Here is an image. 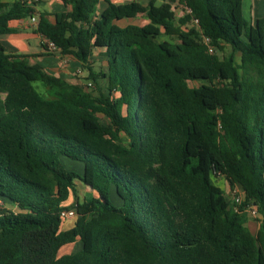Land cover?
<instances>
[{
  "label": "trees",
  "instance_id": "1",
  "mask_svg": "<svg viewBox=\"0 0 264 264\" xmlns=\"http://www.w3.org/2000/svg\"><path fill=\"white\" fill-rule=\"evenodd\" d=\"M62 2L70 10L53 23L41 12L36 31L94 88L0 44V264H264V16L249 24L244 0ZM36 14L0 0V35ZM140 15L153 32L121 25ZM216 177L243 191L237 211Z\"/></svg>",
  "mask_w": 264,
  "mask_h": 264
},
{
  "label": "crops",
  "instance_id": "2",
  "mask_svg": "<svg viewBox=\"0 0 264 264\" xmlns=\"http://www.w3.org/2000/svg\"><path fill=\"white\" fill-rule=\"evenodd\" d=\"M5 2H13L14 0H3ZM114 3L122 4L125 0H112ZM104 8V4L100 5ZM253 7V6H252ZM70 10L62 0H40L37 7V23L41 12L47 13V19L50 22L55 21V14ZM258 16L260 13H258ZM257 20V18H256ZM10 27L15 30L14 33L0 35V44L9 52L16 54H24L30 56L32 64L43 67L47 72L63 78L71 83L83 86V78L86 71L82 68V64L72 57H68V63L64 61L58 54L49 53L42 46V35L37 33V24L26 18L10 23ZM92 61V60H91ZM71 202L69 200L68 204Z\"/></svg>",
  "mask_w": 264,
  "mask_h": 264
},
{
  "label": "rangeland",
  "instance_id": "3",
  "mask_svg": "<svg viewBox=\"0 0 264 264\" xmlns=\"http://www.w3.org/2000/svg\"><path fill=\"white\" fill-rule=\"evenodd\" d=\"M142 2L146 3V0H140ZM116 3V2H115ZM117 4V3H116ZM253 6V7H252ZM174 10L176 13L177 18L181 17L183 15V7L181 5H174ZM243 13H244V18L246 19V21L249 24H254L256 21V18L262 17L264 16V0H244L243 2ZM258 13H260V15L262 16H258ZM127 24H136L138 26H141L151 32H153L155 30V26H153L149 20L146 19V17L144 15H140L135 19H131V20H127L124 21L123 23H121V25H127ZM163 40H175L172 37L166 36L164 34H161V36H159L158 38V42L163 41ZM91 66L93 67V69L95 70V72H100V71H104L106 70V62L105 59L102 57L101 52L100 51H96L93 55V57L91 58ZM91 81L89 79V74L86 71V75L83 78V86L86 88V85L88 84V82ZM193 86H198L200 85V83H192ZM38 89H40V91H42V88L40 85H37ZM94 87H91V89H93ZM99 119L100 122L102 124H109V119L104 116L103 114H99ZM63 163L65 168L68 171H72V172H76V173H82L84 170V165L73 161L71 159H63ZM215 182L217 183L218 186L221 187L222 190H224V192L226 193V197L227 199H231L232 195H231V189L228 186L226 180L222 177L219 178H215ZM77 193H78V197L79 199H82L84 194H86L87 192H89L90 188L88 185L83 184V183H78L77 185ZM71 203H75V197L71 198ZM248 213H249V222H248V227L250 228V230L253 233H256L257 230L259 229V223L257 222L256 218L257 215L254 213V210L252 208H248ZM74 222L75 219H69V220H64L62 223V229L63 230H69L70 228H72L74 226ZM82 249V243L80 240L76 241L75 243L66 245L64 247H62L59 251V255L63 256V255H73L76 254L78 252H80Z\"/></svg>",
  "mask_w": 264,
  "mask_h": 264
},
{
  "label": "built area",
  "instance_id": "4",
  "mask_svg": "<svg viewBox=\"0 0 264 264\" xmlns=\"http://www.w3.org/2000/svg\"><path fill=\"white\" fill-rule=\"evenodd\" d=\"M21 1H23V2L27 3L28 5L32 6L33 9H35L36 11H37L38 4L40 3V0H21ZM30 18H31V21L33 23L37 24L36 15H33ZM203 41L208 46L209 53L213 54L215 49L211 45L210 39L206 38V37H203ZM42 46L49 53L56 54V53L59 52L57 46L55 45V43L53 41L49 40L48 38L43 37V36H42ZM63 61H64V64H67L68 63V57H65L63 59ZM86 87L87 88H91V87H93V85L91 83H88L86 85ZM231 195H232V197H231V199H229L230 206H231L232 209L237 211L238 207L241 205V203L243 201V191L239 187H235L234 189H231ZM2 205H3V203L0 200V207ZM253 210H254V213L257 215L256 210L255 209H253ZM76 216H77V212H76L75 209H71V210L65 209V210H63L61 212V217L64 220L74 219Z\"/></svg>",
  "mask_w": 264,
  "mask_h": 264
}]
</instances>
